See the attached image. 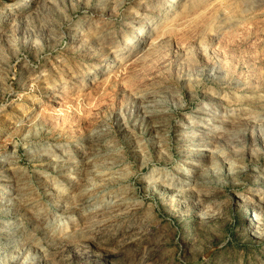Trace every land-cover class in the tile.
<instances>
[{
	"label": "rangeland",
	"instance_id": "rangeland-1",
	"mask_svg": "<svg viewBox=\"0 0 264 264\" xmlns=\"http://www.w3.org/2000/svg\"><path fill=\"white\" fill-rule=\"evenodd\" d=\"M0 264H264V0H0Z\"/></svg>",
	"mask_w": 264,
	"mask_h": 264
},
{
	"label": "bare ground",
	"instance_id": "bare-ground-1",
	"mask_svg": "<svg viewBox=\"0 0 264 264\" xmlns=\"http://www.w3.org/2000/svg\"><path fill=\"white\" fill-rule=\"evenodd\" d=\"M17 6H18V4L16 3V9H17ZM15 9V8H14ZM19 9H20V7H19ZM19 184V183H18ZM16 185V184H15ZM11 190V189H10Z\"/></svg>",
	"mask_w": 264,
	"mask_h": 264
}]
</instances>
